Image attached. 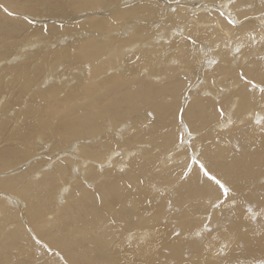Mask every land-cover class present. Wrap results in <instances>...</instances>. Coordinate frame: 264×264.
<instances>
[{
	"label": "bare ground",
	"instance_id": "obj_1",
	"mask_svg": "<svg viewBox=\"0 0 264 264\" xmlns=\"http://www.w3.org/2000/svg\"><path fill=\"white\" fill-rule=\"evenodd\" d=\"M137 1L118 8L120 0H0L8 10L33 17L65 19L108 8L111 20H91L82 26L110 32L111 24L123 20L136 31L137 42L121 49L111 33L101 36L106 43L96 42L77 34L74 27L30 26L0 10V172L17 167L13 171H20L18 164L24 161L27 165L23 173L0 179V192H12L25 207L0 202V264H258L264 257V217L251 218L264 207V126L247 118L253 110L264 115L260 94L255 93L253 102V94L237 87L236 71L227 68L224 54L218 53L219 63L202 77L208 84L215 81L230 89L232 103L220 123L229 131L224 134L216 125L213 101L204 96L198 101L191 92L186 123L197 133L195 148L177 151L174 102L179 101L188 73L179 76L162 53H144L141 46L151 43L149 25L156 23L163 32L160 38L169 35L170 42L161 48L169 58L183 53L181 60L189 59V32L206 40L213 34L212 45L216 40L230 45L236 37L243 45L239 67L250 77L264 79V41L259 32L264 26V0H237L226 9L238 20L250 17L235 32L213 8L220 0ZM172 26L182 27L181 34L169 31ZM253 29L257 46L249 33ZM66 33L74 39L71 44L47 55L40 52V47L50 50L51 43ZM28 38L31 43L25 42ZM104 51L116 55V66L104 75V70L96 75L87 71L83 81L89 64L80 65L88 61L95 65L91 69H99L97 58ZM138 53L142 56L128 55ZM247 56L255 58L245 64ZM143 63L146 79H136V69ZM56 65L68 68V91L33 86L41 81L37 75L50 66V77H57ZM150 74H159L160 85L148 79ZM149 111L154 118L146 115ZM43 146L52 158L36 160L33 156ZM193 153L233 188L235 208L226 203L211 209L218 191L206 181L201 183L202 174L195 166L183 179ZM83 181L94 182V189L85 188ZM64 184L57 204V191ZM246 201L252 202L253 213H244ZM210 212L212 231L206 232L202 224ZM30 226L32 238L25 233Z\"/></svg>",
	"mask_w": 264,
	"mask_h": 264
},
{
	"label": "rangeland",
	"instance_id": "obj_2",
	"mask_svg": "<svg viewBox=\"0 0 264 264\" xmlns=\"http://www.w3.org/2000/svg\"><path fill=\"white\" fill-rule=\"evenodd\" d=\"M139 1L140 0H138L137 2H139ZM141 1H143V0H141ZM123 3L127 4V6H129V7L133 6L129 2V0H120V2L119 3L117 2L116 5L118 6V8L125 7V6H121V5H123ZM5 9H7V8H5L2 4H0V10L3 11L7 16H9L12 19H16V20H18V21H20L22 23H26L27 22L30 26L31 25L35 26V24L39 28H40V25H45V26L54 25V26H58V27L71 26V27H74L76 29V33L80 34V36H82V37L87 36L86 39L94 40L96 42H103V43L107 42L103 38H106L107 34L111 33V37H113L114 39H117V40L120 41L121 49L125 48V47H128V46H131L132 44H133L132 46H134V43H137L136 41H133L136 38V33H135L136 31H134V29L129 28V26L126 27L127 23L125 21H123V20L119 21L116 26L111 24V31L110 32L109 31L99 32V31H97L95 29H94L95 31L94 30L91 31L92 28L89 31L87 28H85V26H82L83 24L86 25L91 20H99V19H104L106 21L111 20L110 19L111 16L108 15V13H109L108 12L109 11L108 8H105V9L104 8L94 9V11L93 10H88V11H84V12H78V13H75V14H73L72 16H70L68 18H65V19L64 18H59V17H33V16L28 15L26 13L19 14V13L15 12V11H10L8 9H7V11H5ZM208 10H210V9H208ZM89 11H91V12H89ZM9 13H13V14L10 15ZM25 16H27V19H25ZM89 16H91V17H89ZM77 18H79V19H77ZM29 20H35L36 23H29ZM134 24H136L135 20L132 21V25H134ZM159 28H160V24H157V23H156V25H152V24L149 25V33H150L149 36L151 38V43L141 42V46H143L142 47V49H143L142 51L144 53L145 52L146 53L149 52L152 55H154L155 53H159V54L162 53V55L164 57V61L170 63L172 67H175V69L179 70V73H178L179 76H180V72L186 71V73H188V75H187L188 79H187L186 85L183 87L182 91H188L190 93L191 92L196 93L197 97H195V98H197L198 101L202 100L201 97H203V96L204 97H208L206 99L211 100L213 102H214V99L217 98L218 96H223L226 99L230 98L231 92H230L229 88L220 87L217 84H208V82L206 83V77L203 78L202 74L203 73H207L208 76H209L210 71H212L213 67L216 64L214 66L210 65L208 63V61L211 60V59L216 60L217 55L220 52H222L224 54V61L226 63L225 66L227 68H229L231 71H236V72H239V71L242 70V68H240L239 66H240V57L243 54V45H242L241 42L236 40V37H234L232 39V42L230 43V45L220 44V42L218 40H216L214 42V44L212 45L211 41H210L211 37L213 36L212 33H211L212 35L210 33L208 34V37H209V35H211L209 40H206V39H203V38L202 39L200 38L201 40L197 39V38H193V39H195L197 41V43L195 45L191 44V50L189 51V59H186V57H184V59L181 60L180 57L183 55V53H176L177 57H174V58H169L168 57V53L167 54L163 53V51L161 49L162 45L167 44L170 41H169V35L166 37L165 40H163V38H160V36H162L163 32H161V30H160L161 28L160 29ZM181 28L182 27H179L180 30H177V26H172V27H169V31H173V29H176L175 32H176V34L179 35V34H181ZM232 30H234V32H235L236 28H232ZM259 32H260L261 37H264V26L261 29H259ZM261 32H263V33H261ZM249 33L254 35L255 30L253 29ZM84 34H86V35H84ZM214 34L218 35L217 33H214ZM101 36L103 38H101ZM238 37H240V36H237V38ZM58 38H59L58 40H54L51 43L52 45L50 47H48V48H50V50H45V49H42V47H40V49H41L40 52H42L45 55H47L52 50H55V51L56 50H60V48H64L62 46H65L67 43L69 45V44H71V42L74 41V39L71 41V37L67 33L62 35V36H60V37H58ZM129 38H130V40H129ZM31 41H32V38H28V39L25 40L26 43H31ZM262 41H264V40H262ZM40 42H41L42 46L47 47V45L45 44L46 43L45 39H40ZM139 43H140V41H138V44ZM252 44L257 46L259 44V42H253L252 41ZM53 45H54V47H53ZM237 47L241 48V53L239 55H237L235 53V51H234L235 48H237ZM18 51H20V48H18ZM260 52H262V51H260ZM259 54L261 56V53H259ZM109 55H113V54L112 53H108L107 51H104L102 54L99 55V58H97V60H99V69H97V70L96 69H91V66H95L94 64L91 65V63H88V61L87 62H83L80 66H86L87 67L88 64H89V67H87V69L84 71V74H83L84 78L82 80L85 81L87 79V71H92L96 75L100 71L104 70L102 72V75H104L106 70L115 67L116 66V63H115L116 55H114V57L113 56H109ZM128 55H129L130 58H132V57L133 58H138V57L142 56V53H138V54H135V55L134 54H128ZM253 58H255V57L254 56H247L245 58V64H247L248 61L253 59ZM111 61H112V65H109L111 63ZM20 62H21V60L18 61L19 64H20ZM57 62L60 63V59H58ZM50 67L47 68L49 71H45L44 73L37 75V80H41V81H39L37 84H35L33 86L35 87V86L39 85L38 87H40L42 89H45V90H50L52 88L57 87V88H59V89H56L57 91H68L71 88V87L67 86V83L70 82V78H69V76L67 74L68 73V68L67 67L62 68L61 65H59V66L56 65V68L54 70H57V75L58 76L56 77V75H55L54 77H50V74L52 72V70L49 69ZM51 68H53V67H51ZM136 70H137L136 71L137 74H135V76H134L136 79L137 78L146 79V76H147L148 73L146 71V65L144 63L141 64ZM236 72H235V74H236L235 76L238 79V75H237ZM112 75H118V74L107 73V75H105V76H112ZM150 75H151V78H148V79L151 80V82H154V83H157L158 85H160L161 80H159L160 79L159 74H150ZM96 77H98V76H96ZM55 78H57V79H55ZM153 78H155L156 81L153 80ZM225 82H229V80L226 79ZM181 83H184V82L181 81ZM189 85H190V88H189ZM65 88H66V90H62V89H65ZM210 88L212 90H210ZM221 88L224 89L223 93L219 92V89H221ZM208 92H211L212 95L208 96L207 95ZM180 95H181V93H180ZM180 102L181 101H180V97H179V101H175L174 102V105H175L176 108H177V105ZM227 106L228 105H226V108H227ZM247 118L249 119V117H247ZM186 120H185V122H186ZM222 121H220L216 125H219ZM244 121H247V120H244ZM249 122H250V119H249ZM121 124H123V123H120L119 125H121ZM106 127H107V125H106ZM219 127H221V129H223V124H220ZM215 130H217L216 127H215ZM228 131L229 130L222 131V132L224 134H226ZM194 134L197 136V133H194ZM72 144H74V147L77 146V144L75 142L72 143ZM72 144H70V145H72ZM45 148H46L45 146H43V149L39 148L40 154H38L39 152L36 153L35 154L36 156H33V158L35 157L36 160H38L40 158L41 159H46V158L51 159L52 155L50 153H48ZM41 151H43V152H41ZM42 153L46 154V155H43ZM47 153H48V155L49 154L50 155L48 156ZM37 155H39L41 157H38ZM75 156H77V155H75ZM33 158H31V159L33 161H35V159H33ZM72 158H74V157H72ZM24 162H23L24 166H23L22 163L18 164V166L21 165L20 167H22V169H20V171H15V172L13 171V170L19 168V167H17V168H13L11 170H6V171L0 172L1 181L3 179H7L9 177H12L13 173H14V175H17L19 173H23L24 171H26L25 169L27 168V165H25ZM107 167L108 166H105V165L101 166V168H104V169L105 168L107 169ZM118 167L120 168V166H118ZM118 167L116 168V170L118 169ZM101 168L98 167L97 168L98 171H100ZM49 169L51 170V167ZM49 169H47L46 171H50ZM74 173H76V172L74 171ZM77 176L80 177V173ZM88 182L89 181H87V182L83 181L81 183L88 190H93L94 189V182L93 183H92V181H90V183H88ZM90 184H92V185H90ZM88 185H90V187ZM91 186H93V187H91ZM64 187H66L65 184H64L63 187H59V190L57 191L56 203L57 202L58 203L61 202V199L59 198V196L62 193ZM66 191H64L63 193H65ZM0 193L2 194V195L0 194V202H2L3 205L5 204L8 207H12V205L13 206L16 205L17 207H19V209L21 208L20 210H24L25 209V207L23 206L24 202L22 200H19L17 195H14L12 192L9 193V191H7V190H5V192H4V190H1ZM8 198L10 199V201H13L11 199H14L13 203H15V204H12V202L8 201L9 200ZM19 201H21V202H19ZM21 203H23V204H21ZM20 219H22V218H20ZM30 228H32V227L30 226L28 229L26 228L25 229V233L27 234V236L29 238H32L31 237L32 234H31ZM6 229L8 230L9 226H7ZM221 250H223V247L221 248Z\"/></svg>",
	"mask_w": 264,
	"mask_h": 264
},
{
	"label": "snow or ice",
	"instance_id": "obj_3",
	"mask_svg": "<svg viewBox=\"0 0 264 264\" xmlns=\"http://www.w3.org/2000/svg\"><path fill=\"white\" fill-rule=\"evenodd\" d=\"M237 3V0H220V2L215 3L213 5V8L218 12L219 17H221L227 25H229L232 28H236L238 26H242L245 22H247L250 17L247 15H244L239 20L233 16L231 11H226V9H231L234 4ZM246 7H251L250 5H247ZM7 11V9H5ZM172 12H176L177 9L173 8L171 9ZM12 15L13 13H9ZM25 19H27V16H25ZM29 23H36L35 20H29ZM176 29H173V32H175ZM253 42H256V36L253 35L251 37ZM186 40L191 43L192 45H195L197 41L193 39L191 33L189 32L186 36ZM261 40H264V37H261ZM235 53L239 55L241 53V48L237 47L235 48ZM208 63L210 65H215L219 63L217 60H209ZM238 79L240 81V84L237 85V87L243 86L245 91L247 93L253 94V102H255V93L260 94V100L264 102V79L257 80L255 76H248L244 70H241L237 73ZM215 84V81L212 82ZM190 88V85H189ZM220 93L224 92V89H219ZM208 96H211L212 93L208 92ZM180 103L177 105L176 113H175V120L177 122V128H176V134L175 139L173 142V147L177 151H183L187 152L188 150L194 149L195 144L194 141L197 139V136L195 133V128L191 125L185 122L186 120V113L188 111V108L191 103V94L188 91H182L180 95ZM232 103L231 99L224 98L223 96H218L214 99L213 102V109L215 113L217 114V123H219L222 120H225L226 118V112L227 108L226 105L230 106ZM146 115L148 117H153V113L151 111L147 112ZM248 116L250 118V122L253 125H261L264 126V115L261 114L259 110H253L248 112ZM254 116V118H253ZM225 129H221V131H224ZM198 171V174H202L203 182H208L209 184L213 185L216 190L218 191V196L216 197L214 202H210V207L213 211L217 209H221L226 203H230L233 208L237 206L236 204V194L228 184L226 180L223 179V177L212 170V168L207 165L201 158L200 155L193 153L188 157V163L186 164L185 170L182 173L183 179H188L189 176L193 172V167ZM142 183V181H141ZM131 187V185H129ZM171 202H169L170 204ZM243 211L245 214L247 213H253V206L251 201H246L243 206ZM257 216L264 217V207L260 208V211L258 213H253L252 219L255 220ZM205 223L202 224V228L206 232H211V221H212V213H208L205 216ZM175 236H179L180 232L175 231ZM33 239L36 241L37 244L41 243L39 239L36 237H33ZM258 264H264V257H261L258 260Z\"/></svg>",
	"mask_w": 264,
	"mask_h": 264
}]
</instances>
